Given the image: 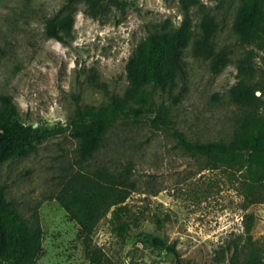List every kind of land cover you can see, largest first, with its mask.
<instances>
[{
  "label": "rangeland",
  "instance_id": "1",
  "mask_svg": "<svg viewBox=\"0 0 264 264\" xmlns=\"http://www.w3.org/2000/svg\"><path fill=\"white\" fill-rule=\"evenodd\" d=\"M238 3L110 0L93 17L79 1L72 31L58 40L47 36L46 25L66 11L68 0H0V94L12 97L20 120L41 127L34 150L0 159V184L24 217L38 212V264H95L85 256L78 224L51 196L74 170L103 164L129 167L136 190L125 203L140 220L120 235L111 209L101 218L92 240L106 254L102 264H230L232 255L236 264L248 255L264 264V202L245 201L242 170L213 166L206 155L184 149L175 135L179 129L193 141L230 140L241 106L229 90L244 79L263 85L256 94L264 112V53L233 30ZM204 13L217 22L213 43L227 61L220 68L193 49ZM186 15L193 36L182 52L177 85L152 89L151 111L116 121L100 149L79 159L71 135L77 107L123 94L126 63L138 42L163 26L178 27ZM162 106L165 122L156 118ZM147 234L161 236L179 256Z\"/></svg>",
  "mask_w": 264,
  "mask_h": 264
},
{
  "label": "trees",
  "instance_id": "2",
  "mask_svg": "<svg viewBox=\"0 0 264 264\" xmlns=\"http://www.w3.org/2000/svg\"><path fill=\"white\" fill-rule=\"evenodd\" d=\"M79 1H84L88 13L96 17L110 0H68L66 11L48 21L49 38L63 40V34L72 31ZM232 28L242 41L254 43L264 53V0H239ZM200 29L202 36L193 39L194 52L210 58L218 68L224 66L226 58L217 54L213 43L217 29L215 17L204 13ZM192 36L188 15L178 27L163 26L151 31L138 42L126 63L128 86L123 94H111L108 101L99 106L77 107L71 119V135L78 141L79 159L90 158L100 149L108 129L116 121L151 111L147 103L152 89L166 91L177 85L183 72L182 52ZM257 90L262 91L263 85L252 79L241 80L230 88V96L241 106V113L228 141H193L175 129L178 142L187 151L206 155L215 167L242 170L240 186L248 203L264 202V112ZM0 104V159L23 156L34 150L40 142L41 127L18 118L10 95L0 94ZM164 113L166 108L162 106L156 118L165 122ZM134 190L136 183L128 166L118 168L103 164L74 170L51 196L78 224L85 256L92 263L102 264L107 258L102 247L93 243L92 234L110 209L111 221L120 235L130 224H138L140 217L130 213L125 203ZM156 221L160 223V218L156 217ZM42 234L38 212L24 217L7 199L5 187L0 184V264H38L37 258L43 250ZM146 237L154 245L179 256L175 246L161 236L147 234ZM230 262L238 263L233 255ZM241 264H255L254 257L246 256Z\"/></svg>",
  "mask_w": 264,
  "mask_h": 264
}]
</instances>
